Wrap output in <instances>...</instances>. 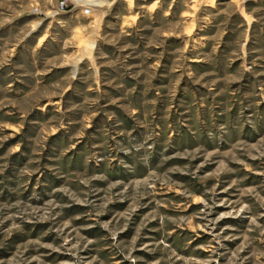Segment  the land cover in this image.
I'll return each instance as SVG.
<instances>
[{
  "label": "rangeland",
  "instance_id": "obj_1",
  "mask_svg": "<svg viewBox=\"0 0 264 264\" xmlns=\"http://www.w3.org/2000/svg\"><path fill=\"white\" fill-rule=\"evenodd\" d=\"M0 264H264V0H0Z\"/></svg>",
  "mask_w": 264,
  "mask_h": 264
},
{
  "label": "bare ground",
  "instance_id": "obj_2",
  "mask_svg": "<svg viewBox=\"0 0 264 264\" xmlns=\"http://www.w3.org/2000/svg\"><path fill=\"white\" fill-rule=\"evenodd\" d=\"M85 4H86L87 6H89V7H91V8H92V7H98V6L101 7V6L99 5V3H89V2L86 3V2H85ZM85 4H84V5H85ZM81 6H82V5H81ZM84 11H85V10H84ZM86 11H90V10H86ZM91 12H92V11H91ZM89 13H90V12H89ZM47 14H48V13H47ZM49 18H50V17H49ZM81 45H82V44H81ZM93 46H94V45H93ZM76 72H77V70H76V68H74V74H75V75H76Z\"/></svg>",
  "mask_w": 264,
  "mask_h": 264
},
{
  "label": "built area",
  "instance_id": "obj_3",
  "mask_svg": "<svg viewBox=\"0 0 264 264\" xmlns=\"http://www.w3.org/2000/svg\"><path fill=\"white\" fill-rule=\"evenodd\" d=\"M63 9H64V8H63V5H60V6H59V11H63ZM85 13L88 14L89 11H85Z\"/></svg>",
  "mask_w": 264,
  "mask_h": 264
},
{
  "label": "crops",
  "instance_id": "obj_4",
  "mask_svg": "<svg viewBox=\"0 0 264 264\" xmlns=\"http://www.w3.org/2000/svg\"><path fill=\"white\" fill-rule=\"evenodd\" d=\"M75 75V74H74Z\"/></svg>",
  "mask_w": 264,
  "mask_h": 264
}]
</instances>
